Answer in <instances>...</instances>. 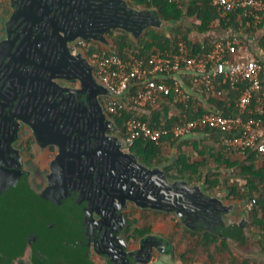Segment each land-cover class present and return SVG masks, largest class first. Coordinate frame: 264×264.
<instances>
[{
    "label": "trees",
    "instance_id": "1",
    "mask_svg": "<svg viewBox=\"0 0 264 264\" xmlns=\"http://www.w3.org/2000/svg\"><path fill=\"white\" fill-rule=\"evenodd\" d=\"M129 2L134 7L156 8L165 21L181 25L173 27L169 33L148 29L138 40L132 39L124 31H112L110 37L115 42V54L123 59L135 57L148 62L154 51L177 53L181 42L186 44L191 56L204 57L216 42L232 38H240L248 46L250 38L257 37L264 50V36L258 37L264 17L255 24L252 17L238 9L223 18L213 0ZM199 37L201 40H198ZM92 48L101 50L98 44H92ZM255 59L264 66L263 60L259 57ZM181 78L190 86V74ZM248 85V81H243L233 87L227 78L220 76L217 88L221 95L202 94L187 105L168 96L156 106L145 109L124 106L110 115L118 126L117 132L123 137L126 136V122L131 117L141 119L151 127L170 129L184 122L185 117L195 119L208 112L236 115V105ZM250 109L252 114L246 118L251 116L264 124V106L259 110L254 101ZM227 137L228 134L216 129H207L186 138L167 136L163 138V145L139 137L131 150L149 167L163 165L173 179L187 180L190 184L206 179L207 191L225 193L228 199L243 204L255 200L253 208L245 210L251 228L246 234L257 236L258 246L264 253V157L253 151L233 157L231 154L237 152L225 145ZM8 165L0 163V264H99L92 258L88 247L72 243L70 226L51 218L49 227L41 224L43 210L47 205L51 207L53 200H50L49 194L36 191L29 182H25L27 180H23L24 177L18 181L16 176L20 174ZM167 218V215H163L160 219ZM191 235L189 247L181 253L182 257H203L206 264L251 263L250 259L239 262L238 254L228 241L220 239L217 234ZM251 236L247 239H251ZM248 241L244 240L237 246H244ZM25 258H29V263L23 261Z\"/></svg>",
    "mask_w": 264,
    "mask_h": 264
},
{
    "label": "flooded vegetation",
    "instance_id": "2",
    "mask_svg": "<svg viewBox=\"0 0 264 264\" xmlns=\"http://www.w3.org/2000/svg\"><path fill=\"white\" fill-rule=\"evenodd\" d=\"M42 1L52 2L51 0ZM36 2L39 3V0H0V43L3 40L7 41L6 53L0 47V163H8L12 170L18 172L20 174L16 176L18 181L24 177L23 180H27L25 182H29L36 191L50 195L53 204L49 207L45 203L47 207L45 206L43 210L41 224L49 227V218H51L70 226L72 243L75 246L88 247L92 252V258L99 264L156 262L159 259L156 251L147 261L152 240L141 245L142 240L155 235L163 237L172 244L171 249L176 261H181L182 264L194 263L201 257H182L175 242L158 232L160 227L158 225L182 227L188 232L190 238L191 233L201 236L211 233L206 224L196 223L191 229L173 214L152 209H138L133 205L131 209L123 208L121 211L123 223L121 217L113 214L108 216V221L106 218L108 222L106 226L105 213L102 207L97 205L95 185L107 187L112 179L120 178L126 168L125 163L119 164L117 168L112 167L111 163L99 166L98 160L94 157L95 144L98 143L96 137L87 139L86 136L85 145L83 147L76 145L73 149L75 152L86 150L89 161L92 160V162H82L80 165L69 163L66 166L64 161L56 160L58 149L57 146L50 144V141H57L67 147V140H69L67 134L70 135L71 131H75V134L79 133L78 127L86 126L85 118L95 109L94 97L88 98L90 88L83 87L78 80L66 81L59 77L65 75L63 72L65 69L71 70L70 74L73 76L85 74L82 72L83 64L81 63L84 61H79V58L89 59V51L96 50L92 48V44L96 43L79 38L68 44L70 54L76 58L75 61H69L64 53L66 37L63 34V27L59 26L55 36L50 39L46 34L48 30L50 31L51 25L43 22L40 23L39 28H36L37 25L29 22L25 16L19 17V14L29 13L31 4ZM21 53L34 57L40 62L37 67L27 57L28 65L20 67V70L31 77V83H21L17 78L20 66L18 57ZM60 59L63 61L59 64ZM36 75L38 79L35 78ZM51 77L54 80L50 81ZM40 81L46 84L45 88H51L49 90L54 91V95L48 99L42 97L39 99L35 92L41 89ZM68 86L70 90L64 88ZM99 100L105 112L113 119L109 112V104L112 100L108 97H101ZM68 106L71 109L77 107L87 112L85 118L82 113L78 115L77 122L76 119L72 120V123H69L70 128L62 117L65 111L66 115L69 114ZM32 126L37 127L35 130H38L39 141L35 138V130ZM200 182L202 180L198 183ZM90 184L94 186L93 192L91 186H88ZM60 193H64L63 196ZM48 215L50 217H47ZM163 215H167L168 218L160 219ZM139 220L144 223L142 227L136 225ZM246 221L248 222V219L245 214L240 224L245 225ZM120 224H124L122 230H120ZM224 230L220 229L217 234L223 240L225 238L221 237L220 233H224ZM115 240L118 241L123 252L118 251L116 247L114 250L111 249ZM109 250L111 255H107ZM131 251L134 252L132 255ZM23 261L29 263V258Z\"/></svg>",
    "mask_w": 264,
    "mask_h": 264
},
{
    "label": "water",
    "instance_id": "3",
    "mask_svg": "<svg viewBox=\"0 0 264 264\" xmlns=\"http://www.w3.org/2000/svg\"><path fill=\"white\" fill-rule=\"evenodd\" d=\"M51 1L39 0V3L31 4L29 13L19 14V17L25 16L29 22L37 25L36 28H39L40 23L43 22L51 25L50 31L48 30L46 34L50 39L55 36L59 26L60 28L63 27V34L66 37L64 53L69 61H75L76 58L70 54L67 45L79 38L90 40L101 48L116 53L115 42L109 35L112 31H124L132 39L138 40L148 29L153 28L169 33L173 27L181 25L172 21H165L156 8L134 7L129 0ZM6 45V40L0 43V47L5 53ZM27 57L37 67L40 65V62L34 57L21 53L18 57L20 66L17 75L21 83H31V77L20 70V67L23 68L28 65ZM80 60L84 61V63H81L83 64L82 72L85 74L77 77L70 74L71 70L65 69L63 71L65 75L59 78L66 81L78 80L83 87L90 88L88 98L93 96L95 99L94 112L92 111L85 118L87 112H84V109H78L77 107L71 109L68 106V115L70 116L66 115V111L62 116L66 124L72 123V120L75 119L77 122L78 115L84 113L86 126L80 125L77 134H75V131H71L70 135L67 134L69 136L67 147L57 141H50V144L57 146L56 160H59V162L64 161L66 166L69 163L80 165L82 162L87 163L92 162V160L89 161L86 150L75 152L73 149L76 145L83 147L88 138L96 137L98 143L95 144L94 157L98 160L99 166L104 163H111L112 167L117 168L119 164L125 163L126 169L120 178L112 179L104 188L101 185H95L97 205L102 207L105 213L106 226L108 225V216L113 214L121 217L123 223L121 211L123 208L131 209L134 205L138 209H152L165 214H173L181 223L191 229H193V224L200 223L206 224L213 234H219L220 229L224 230L226 228L224 233H220V235L229 240L236 232L239 234L238 237L243 236V241L248 238L246 236L249 230L248 222L246 221L245 225L240 224V221L245 218L244 215L241 213V220L236 218V214L240 213L241 208L244 207L243 203L228 199L225 193L207 191L206 179L197 184H190L187 180L173 179L165 171L163 165L149 167L132 152L127 146L125 137L117 132L118 126L105 112L99 100L101 97H108L125 102L128 105L127 96L131 94V90L122 95L112 94L97 78L94 66L89 59L85 57V59L79 58ZM62 61L60 59L58 63L60 64ZM53 77L55 76L53 75ZM35 78L38 79V76L36 75ZM49 80H54V78L51 77ZM53 84L55 85V82ZM39 87L41 89L37 88L38 90L35 92L39 99L41 97L48 99L51 95H54V91L49 90L51 88H45L46 84L44 82L40 81ZM64 88L69 89L70 87ZM35 128L37 127H33L34 130ZM109 131L114 133H108ZM34 132L36 140L39 141L38 130ZM88 186H91L93 192L94 186L92 187V184ZM91 190L89 191L91 192ZM99 227L103 229L102 226ZM123 227L124 224H120V230ZM150 240L152 242L150 243L151 247L147 261H149L152 253L156 251L159 254V259L152 264H182L181 261L175 260L171 249L172 244L169 241L155 235L142 240L141 245L148 243ZM114 247L123 252L117 240L113 242V248L111 249L114 250ZM132 253L134 252L131 251L130 254L132 255ZM111 254L109 250L107 255ZM141 263L146 264L147 262Z\"/></svg>",
    "mask_w": 264,
    "mask_h": 264
},
{
    "label": "built area",
    "instance_id": "4",
    "mask_svg": "<svg viewBox=\"0 0 264 264\" xmlns=\"http://www.w3.org/2000/svg\"><path fill=\"white\" fill-rule=\"evenodd\" d=\"M177 3L182 0H167ZM221 17L225 18L238 9L254 19L255 24L264 17V0H213ZM83 43L84 42H80ZM244 42L240 38L220 40L204 57L189 54L184 42L179 45L177 53L154 51L148 62L138 58L123 59L117 54L101 48L89 51V61L94 66L97 78L114 95H122L128 90V105L125 102L112 100L109 112L117 113L124 106L145 109L168 96L187 105L202 94L221 95L217 88L220 76L227 78L231 86L248 81V87L242 92L236 105V115H223L217 112L204 113L195 119H188L172 128L151 127L147 122L131 117L126 122L125 140L131 149L137 138L143 137L163 145V138H186L194 133L207 129H216L229 135L225 145L241 155L253 151L264 157V139L261 130L264 128L252 114L251 104L255 101L258 109L264 106V66L253 58H246L241 52ZM190 74V86L181 78ZM260 93L259 96L257 94ZM255 200L244 204L250 211Z\"/></svg>",
    "mask_w": 264,
    "mask_h": 264
},
{
    "label": "crops",
    "instance_id": "5",
    "mask_svg": "<svg viewBox=\"0 0 264 264\" xmlns=\"http://www.w3.org/2000/svg\"><path fill=\"white\" fill-rule=\"evenodd\" d=\"M259 36H264V25H263L262 30L258 32V37ZM198 40H201V38L199 37ZM248 44L249 45L247 46L244 43V46L241 49V52L243 53V55L246 58H253V59H255V57H259L261 60L264 61V50L260 46V41L257 39V37H256V39L254 37H251ZM261 133H262V136L264 139V128L261 130ZM231 155L233 157H236V156H240L241 154L236 153V154H231ZM234 201H236V200H234ZM241 213H242V215H244V217H245V214H247L244 207L241 208L240 213L236 214L237 219H240L242 217ZM163 228H164V226H163ZM248 229L251 230L249 223H248ZM238 235L239 234L236 232V233H234V235H232V239L229 240V239L225 238L228 241V243L230 244L231 248L234 250V252L238 254V258H237L238 261L242 263L244 261V259H250L251 260L250 264H264V253L260 250V248H259L260 246H258L259 243H258V239H256L257 236L255 234H252V236H251V234H246L247 237L251 236V239H249V241H248L246 238L244 240L246 242L248 241L247 244H245L244 246L243 245L237 246L239 243H241L243 241L242 240L243 236L238 237ZM239 247L243 248V249H241L242 251L239 250ZM226 263H228V262H226ZM191 264H206V261H205V258L203 259V257H201V258L197 259L194 263H191Z\"/></svg>",
    "mask_w": 264,
    "mask_h": 264
},
{
    "label": "rangeland",
    "instance_id": "6",
    "mask_svg": "<svg viewBox=\"0 0 264 264\" xmlns=\"http://www.w3.org/2000/svg\"><path fill=\"white\" fill-rule=\"evenodd\" d=\"M33 164V163H32ZM39 164L40 163H35ZM137 226L142 227L144 225L143 221L139 220L138 223L136 224ZM158 232L165 234L166 236L170 237L173 242H175L177 249L179 252H184L189 246H188V241H189V236L188 232L186 230H183L182 227H175V226H167L163 228V225H158ZM157 228V227H156ZM204 259V258H203Z\"/></svg>",
    "mask_w": 264,
    "mask_h": 264
}]
</instances>
